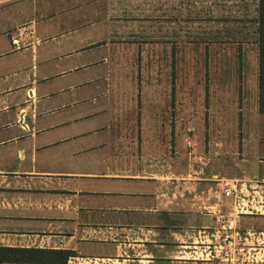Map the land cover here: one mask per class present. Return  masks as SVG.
<instances>
[{"label":"crops","instance_id":"0c3cea01","mask_svg":"<svg viewBox=\"0 0 264 264\" xmlns=\"http://www.w3.org/2000/svg\"><path fill=\"white\" fill-rule=\"evenodd\" d=\"M257 19L258 0H0V246L75 251L65 264H264V113L162 175L154 119L172 85L117 73L129 44L242 40L211 93L219 117L240 90L258 107ZM179 83L182 107L202 101Z\"/></svg>","mask_w":264,"mask_h":264},{"label":"rangeland","instance_id":"374dc122","mask_svg":"<svg viewBox=\"0 0 264 264\" xmlns=\"http://www.w3.org/2000/svg\"><path fill=\"white\" fill-rule=\"evenodd\" d=\"M176 42L158 40L138 56H135V44L126 45L128 53L123 56L124 70L117 72L125 79L153 80L159 84L170 82L172 85V97L159 105L164 117L154 119L155 169L162 175L185 173L199 166L209 153L221 149L230 140L235 139L238 144L243 136L242 130L262 113L256 102L244 106L241 90L233 103L220 106L225 111L224 117L216 113L220 104L214 101L210 85L213 73L218 74L214 65L233 62L238 56L236 52L242 51V40L188 39L187 44L182 40L181 45L179 40ZM180 81L202 85V101L196 104L193 97V102L182 107L175 97ZM245 111L250 116L245 115ZM199 156L204 158L199 160Z\"/></svg>","mask_w":264,"mask_h":264},{"label":"trees","instance_id":"16d2710c","mask_svg":"<svg viewBox=\"0 0 264 264\" xmlns=\"http://www.w3.org/2000/svg\"><path fill=\"white\" fill-rule=\"evenodd\" d=\"M258 66H259V111L264 113V0H258ZM76 255L69 249L0 246V261L29 262L43 264H65L70 256Z\"/></svg>","mask_w":264,"mask_h":264},{"label":"built area","instance_id":"2783aa9c","mask_svg":"<svg viewBox=\"0 0 264 264\" xmlns=\"http://www.w3.org/2000/svg\"><path fill=\"white\" fill-rule=\"evenodd\" d=\"M230 190L229 189H225V194L229 193Z\"/></svg>","mask_w":264,"mask_h":264}]
</instances>
